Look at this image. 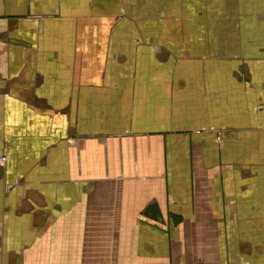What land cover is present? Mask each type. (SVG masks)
I'll return each instance as SVG.
<instances>
[{
	"label": "crops",
	"instance_id": "crops-1",
	"mask_svg": "<svg viewBox=\"0 0 264 264\" xmlns=\"http://www.w3.org/2000/svg\"><path fill=\"white\" fill-rule=\"evenodd\" d=\"M0 264H264V0H0Z\"/></svg>",
	"mask_w": 264,
	"mask_h": 264
},
{
	"label": "built area",
	"instance_id": "built-area-1",
	"mask_svg": "<svg viewBox=\"0 0 264 264\" xmlns=\"http://www.w3.org/2000/svg\"><path fill=\"white\" fill-rule=\"evenodd\" d=\"M7 161V156H0V163L4 164ZM245 264H250L249 262H246Z\"/></svg>",
	"mask_w": 264,
	"mask_h": 264
}]
</instances>
